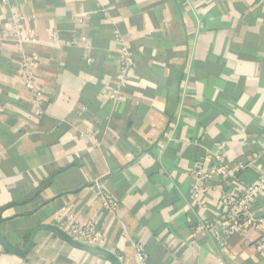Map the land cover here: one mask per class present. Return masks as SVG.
<instances>
[{
  "label": "crops",
  "instance_id": "crops-1",
  "mask_svg": "<svg viewBox=\"0 0 264 264\" xmlns=\"http://www.w3.org/2000/svg\"><path fill=\"white\" fill-rule=\"evenodd\" d=\"M263 174L264 0H0V264H136V242L148 264H264V193L227 239L205 227Z\"/></svg>",
  "mask_w": 264,
  "mask_h": 264
},
{
  "label": "built area",
  "instance_id": "built-area-1",
  "mask_svg": "<svg viewBox=\"0 0 264 264\" xmlns=\"http://www.w3.org/2000/svg\"><path fill=\"white\" fill-rule=\"evenodd\" d=\"M20 20V18H19ZM121 56V70L122 73L127 72L134 64L133 56L131 52L125 47L120 50ZM27 60L22 64L23 70L22 76L25 77L28 87L34 92L35 99H39L41 96V90L36 83L35 73L30 68V61L32 58L26 57ZM118 90H115L113 97L117 94ZM222 147V146H221ZM228 172V165L220 163L218 167L211 170L210 173L200 176L194 183V198L197 202H200V196L208 190V181L213 176H225ZM264 193V174L259 180L247 188H245L243 194L239 197H234L229 192H222L220 196L221 202L231 208V213L227 218L217 221L215 224L206 223L205 227L213 231V233L220 239H227L234 228L240 227L242 224L252 222V206L256 199ZM101 206L104 207L109 213L115 214L119 211V203L111 195L104 194L100 198ZM64 233L73 241L83 242L93 247H102L105 244L104 232L100 227L95 224L82 226L80 224L72 225L68 230H64ZM134 260L136 264H148V255L143 243H134Z\"/></svg>",
  "mask_w": 264,
  "mask_h": 264
},
{
  "label": "water",
  "instance_id": "water-1",
  "mask_svg": "<svg viewBox=\"0 0 264 264\" xmlns=\"http://www.w3.org/2000/svg\"><path fill=\"white\" fill-rule=\"evenodd\" d=\"M35 230H37V229H35ZM0 241L2 242V243H4L5 245L7 244V241L5 240V239H3V237H1L0 236ZM77 242L75 241V244H76ZM88 250L89 251H91V252H93V253H105V251L104 250H102V249H100V248H98V247H88Z\"/></svg>",
  "mask_w": 264,
  "mask_h": 264
}]
</instances>
